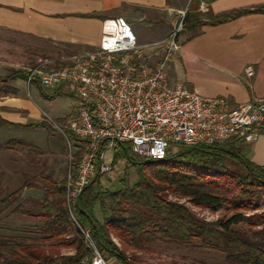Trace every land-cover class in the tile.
<instances>
[{"label":"trees","instance_id":"trees-1","mask_svg":"<svg viewBox=\"0 0 264 264\" xmlns=\"http://www.w3.org/2000/svg\"><path fill=\"white\" fill-rule=\"evenodd\" d=\"M254 13H264V6L210 15L205 22L193 6L186 14L184 28L197 35L205 25L217 26ZM53 47L58 55L77 52L71 48ZM26 78L25 69L0 78V97L11 93L8 86L12 82ZM1 125L22 129L44 127L43 122L31 125L2 122ZM68 134L79 142L73 132ZM243 144L233 140L210 147H181L178 153L161 161L142 159L131 153L129 144H116L113 165L126 161V168L136 170L137 181L129 185L124 178L121 189L109 191L103 188L102 177L96 175L78 200L77 223L81 229L89 230L96 250L107 264L112 261L116 264H148L129 252L150 253L152 246L158 243L198 244L223 253L226 264H264V227L252 231L251 236L234 229L253 219L264 225V209L262 213L257 212L264 203V166L244 156ZM83 152V148L77 147L73 169ZM42 181L43 187H40L25 176L23 186L3 198L0 183V213L26 189H41L45 195L38 213L42 226H36V234L40 237L30 240L17 236L9 239V244H0V264H92L94 251L70 219L65 181L56 182L52 176ZM187 203L211 212L223 209L226 216L207 222L201 220ZM96 206L100 208L102 220L96 218ZM249 213L253 215L247 216ZM63 248L73 249L74 254L63 255L60 252Z\"/></svg>","mask_w":264,"mask_h":264},{"label":"built area","instance_id":"built-area-1","mask_svg":"<svg viewBox=\"0 0 264 264\" xmlns=\"http://www.w3.org/2000/svg\"><path fill=\"white\" fill-rule=\"evenodd\" d=\"M185 18L183 12L167 39L147 45L139 44L124 18L108 19L95 50L41 57L25 68L28 91L36 82L41 89H68L75 99L77 117L71 131L79 139L76 153L77 147L84 152L73 169L76 153L73 156L70 150L67 207L70 219L94 251L92 264L107 262L96 250L89 230L80 228L75 211L96 175L103 183L127 167L126 161L115 166L105 163L116 144H129L131 153L142 159L161 161L181 147H210L233 140L249 144L263 135L264 98L231 105L227 99L204 97L169 80L167 68L180 49ZM247 74L254 75L252 67ZM63 135L71 141L64 131Z\"/></svg>","mask_w":264,"mask_h":264},{"label":"crops","instance_id":"crops-1","mask_svg":"<svg viewBox=\"0 0 264 264\" xmlns=\"http://www.w3.org/2000/svg\"><path fill=\"white\" fill-rule=\"evenodd\" d=\"M193 6L208 22L210 15L261 7L264 0H0V71L20 69L18 64L41 44L77 51L98 47L103 22L113 18H124L139 44L159 43ZM179 43L167 68L171 82H181L204 97L227 99L231 105L264 98V13L205 25L197 35L183 28ZM249 67L254 70L252 77L247 74ZM10 88V94L0 97V131L22 129L2 122L40 124L43 118L35 102L27 99L16 80ZM262 133L256 142L243 144V154L264 166V126Z\"/></svg>","mask_w":264,"mask_h":264},{"label":"rangeland","instance_id":"rangeland-1","mask_svg":"<svg viewBox=\"0 0 264 264\" xmlns=\"http://www.w3.org/2000/svg\"><path fill=\"white\" fill-rule=\"evenodd\" d=\"M96 48L86 50L93 51ZM32 51L22 64H18L20 69L33 65L41 57H57L56 55H58L55 47L51 45L41 44ZM20 69L0 71V78H7L14 71ZM16 84L23 89L27 99L37 105L43 118L44 127L39 129H3L0 131V183L3 186L1 198L22 187L25 176H29L38 186L43 185L42 180L49 176H52L54 180L62 181L69 170L70 150L73 156L76 153L75 140L68 134L69 131L72 132L71 129L77 117L76 102L72 93L64 88L58 90L41 89L36 84L32 85L28 91L22 79H17ZM63 131L68 134L71 141L66 140ZM78 145L79 143H77ZM114 158L115 151H109L106 154L105 163L112 165ZM126 169L122 167L123 173L117 172L116 176L106 177L102 183L103 188L109 191H117L123 187L122 179L124 178L128 180L129 185L136 183V170L134 168ZM44 199V192L24 191L13 204L0 213V244H9V239L17 236L30 238V240L34 237H40L36 234L38 232L36 226H42V220L38 217L40 212L38 201L42 203ZM187 205L201 220L207 222H215L226 216L223 209L218 212H211L192 207L188 203ZM263 209L264 203L261 210L257 212L262 213ZM95 215L98 220L103 219L99 206H96ZM250 215L253 214L249 213L247 216ZM263 227L264 225L259 224L257 219H253L246 220L235 226L234 229L244 231L251 236L252 231H259ZM60 252L63 255L74 254L71 248H63ZM129 254L137 255L141 261L148 264H226V257L223 253L200 247L198 244L177 246L158 243L152 246L150 253L130 251Z\"/></svg>","mask_w":264,"mask_h":264}]
</instances>
